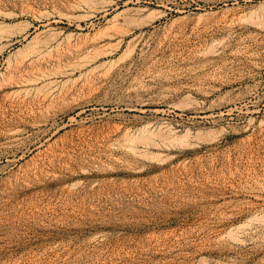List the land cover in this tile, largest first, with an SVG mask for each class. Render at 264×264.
Wrapping results in <instances>:
<instances>
[{"label": "rangeland", "instance_id": "374dc122", "mask_svg": "<svg viewBox=\"0 0 264 264\" xmlns=\"http://www.w3.org/2000/svg\"><path fill=\"white\" fill-rule=\"evenodd\" d=\"M263 25L264 0H0V264H264Z\"/></svg>", "mask_w": 264, "mask_h": 264}, {"label": "bare ground", "instance_id": "6f19581e", "mask_svg": "<svg viewBox=\"0 0 264 264\" xmlns=\"http://www.w3.org/2000/svg\"><path fill=\"white\" fill-rule=\"evenodd\" d=\"M259 24V23H258ZM263 27H264V25H263ZM114 36V35H113ZM121 45V42L119 43V45H118V48H119V46ZM51 50V49H50ZM35 51V50H34ZM110 52V51H109ZM42 56V55H41ZM96 58L98 57V55H94ZM93 56V57H94ZM93 57H92V60H93ZM94 57V58H95ZM90 58V57H89ZM88 58V59H89ZM115 126V125H114ZM116 127V126H115ZM120 127H121V125H120ZM118 128L119 127H117V131H119L118 130ZM152 129H154V128H152ZM151 129V127H150V125L149 124H146V125H144L143 127H141L140 128V131H136V133L137 132H141V134L140 135H137L136 133H133V134H130V131H126L127 133H126V136H127V140H128V142H129V148H130V151H132L134 154H143V149L139 146V143H142V147H145V148H149V147H152V146H159L160 145V143L159 142H156V140H154L155 138H157V136H159L160 137V139L161 138H164V135H163V132H159L158 131V129H157V131L159 132V133H155V134H153L154 132H153V130ZM114 130V129H113ZM145 134H149L148 135V137H146V138H143L144 137V135ZM127 140H125L126 142H127ZM146 150H144V152H145ZM150 152V151H149ZM150 154V156L151 155H153L152 154V151L149 153ZM0 155H4L3 153H1L0 152ZM144 155H145V153H144ZM146 156H148V152H147V154H146ZM9 192H8V190L7 191H3V192H0V199L2 198L3 199V197L4 196H6L7 194H8ZM1 199V200H2Z\"/></svg>", "mask_w": 264, "mask_h": 264}]
</instances>
